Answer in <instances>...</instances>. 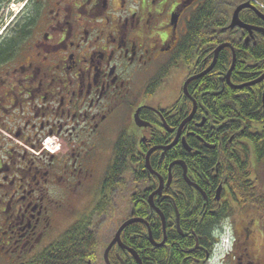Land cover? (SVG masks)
<instances>
[{"label": "flooded vegetation", "instance_id": "obj_1", "mask_svg": "<svg viewBox=\"0 0 264 264\" xmlns=\"http://www.w3.org/2000/svg\"><path fill=\"white\" fill-rule=\"evenodd\" d=\"M256 1L0 0V264H264V158L262 184L210 189L228 147L264 145V81L234 88L264 74ZM232 89L261 99L247 138L221 113Z\"/></svg>", "mask_w": 264, "mask_h": 264}, {"label": "trees", "instance_id": "obj_2", "mask_svg": "<svg viewBox=\"0 0 264 264\" xmlns=\"http://www.w3.org/2000/svg\"><path fill=\"white\" fill-rule=\"evenodd\" d=\"M203 19V18H202ZM197 31V30H196ZM199 36L198 34L195 35V42H196V37ZM229 60L231 59V55L228 58ZM254 78V77H253ZM251 78V79H253ZM250 78H238L235 77L233 80H235L236 84H242L244 82H247L248 80H251ZM210 84V83H209ZM246 90L241 91H235L232 89V91H228L229 96L225 99L222 100V102L219 104L221 106V113L223 112L225 115H229L230 119H233L230 130L234 131H240L241 133V139L247 138V131L245 132V135H243L244 132V124L248 127V123L252 118H256L258 123L261 121L259 120V116L262 113V107H261V99L260 97L257 96L256 93L250 94L251 99H247L244 96H242V93ZM257 116V117H255ZM252 122V121H250ZM232 131H229L230 134H232ZM258 135H253V140H254V146L251 149L250 146L247 143H244V139L241 142H238L234 147H228L225 152H224V157L222 158V163L223 165H218L217 161L215 160L216 156H213V161L214 164L210 167L214 169H218L219 172L217 173V178L220 179L217 182H215L214 185L211 186L210 189H215L218 188V186L221 183V180L227 178V184H229L230 187H236V186H247V185H258L262 184L260 182V179L258 178L257 180H253V175L255 172H253V167H252V162L249 160L250 156L252 155V150H254L255 154L258 157V161H261L264 158V145H262L260 138H257ZM205 138L206 142L211 144V134L203 135ZM123 152V151H121ZM123 152L122 154H124ZM236 155L233 157V154ZM213 154V152H211ZM209 168V170H210ZM191 175V173H190ZM225 178H224V177ZM191 179H194V176L192 178V175L190 176ZM192 180V181H193ZM182 192H173L175 193V203L179 207L180 212L183 215L184 221H194L195 219L192 218V220L186 216L188 214V211L186 212L187 209L184 208V202H186V198L184 197L185 194H190L192 191H190L189 187H183L181 188ZM191 195V194H190ZM213 225V224H212ZM214 226V225H213ZM217 228V225H216ZM209 228H204V227H197L196 226V233L198 236V239L200 240L201 244L205 243V236H208L209 233ZM210 238V237H209ZM207 240V239H206ZM188 240H181L180 245H179V250H184L186 248V245L184 243H188ZM183 242V243H182ZM177 245V246H178ZM176 248V247H175ZM151 252V250H150ZM170 249H162V250H153V252L149 253L148 256L151 258H154V260L159 263V262H164L167 261L169 262L170 259L168 258V255L170 254ZM156 254V256L154 255ZM180 261L181 255L178 250H175L174 254V260ZM62 260V264L65 263L63 259L57 258V264L58 262ZM155 262V263H156ZM160 264V263H159ZM163 264V263H162Z\"/></svg>", "mask_w": 264, "mask_h": 264}, {"label": "water", "instance_id": "obj_3", "mask_svg": "<svg viewBox=\"0 0 264 264\" xmlns=\"http://www.w3.org/2000/svg\"><path fill=\"white\" fill-rule=\"evenodd\" d=\"M239 12V11H238ZM241 25L242 23L241 22H239V20H238V14L235 16V18H234V21H233V25L231 26L232 28H234V27H236V26H238V25ZM244 27V26H243ZM222 48H225V46H221V47H219V49L217 50V52H216V54H218L219 53V51L222 49ZM234 64L235 63H233V68H232V70L234 69ZM262 81H264V74H263V77L262 78H260L259 80H256V81H253V83H249V84H246V85H242V87H234L235 89H238V90H242V88H245V87H253V85H256V84H258V83H261ZM228 83L231 85V79H230V77L228 76ZM232 87V86H231ZM191 117H193V115H191ZM191 117H190V119H191ZM190 119H188V122H189V120ZM177 140L174 142V144L172 145V146H170V148H165L164 149V152H167V151H169L174 145H176L177 143ZM185 149L187 150V151H189L190 152V148H189V146H188V144H185ZM174 166V164H172V167ZM148 167H150L149 165H148ZM184 167H185V171H184V175H185V178H186V181H187V183H188V185L189 186H191V187H195V188H198V189H200L199 187H198V185H195L194 183L192 184L191 182H190V180H189V178H188V175H187V168H186V166H185V164H184ZM222 188V187H221ZM161 191H162V188H161V190L157 193L158 195H161ZM219 193V192H218ZM131 224V222H128V223H126V224H124L121 228H120V230H119V233H118V235H117V240H116V242H119L120 244L122 243V242H120V235H121V231L125 228V227H127V226H129ZM154 242V241H153ZM115 243V242H114ZM155 244V243H154ZM122 245V244H121ZM136 259L138 260V263L139 264H142L141 262H140V260H139V258H138V256H137V254H136Z\"/></svg>", "mask_w": 264, "mask_h": 264}, {"label": "rangeland", "instance_id": "obj_4", "mask_svg": "<svg viewBox=\"0 0 264 264\" xmlns=\"http://www.w3.org/2000/svg\"><path fill=\"white\" fill-rule=\"evenodd\" d=\"M2 27V26H1ZM49 141L50 140H47V141H45V143H44V148L45 149H47V150H49L50 152H48V151H45L46 153H49L50 155H52L53 154V152L55 151V149H54V145L53 144H51L50 146H48V147H50L51 149H53L54 151H52L51 152V149H48V147H47V143H49ZM56 148V147H55ZM27 149V148H26ZM57 149V148H56ZM28 150V152H32V153H35V151L34 150H30L29 148L27 149ZM252 167H253V164H252ZM253 172H255V169L253 168ZM255 174H258L260 177H261V179L262 180H264V174L263 173H261V174H259L258 172L257 173H255ZM255 174H254V176H255ZM123 200H124V202H126V200L127 199H130V197L128 196V197H123L122 198ZM83 207V206H82Z\"/></svg>", "mask_w": 264, "mask_h": 264}, {"label": "bare ground", "instance_id": "obj_5", "mask_svg": "<svg viewBox=\"0 0 264 264\" xmlns=\"http://www.w3.org/2000/svg\"><path fill=\"white\" fill-rule=\"evenodd\" d=\"M49 146H50V145H49ZM49 148H50V147H49ZM49 148H48V149H49ZM50 149H51V148H50ZM54 149H55V148H54ZM55 150H56V149H55ZM51 151H53V149H51Z\"/></svg>", "mask_w": 264, "mask_h": 264}]
</instances>
